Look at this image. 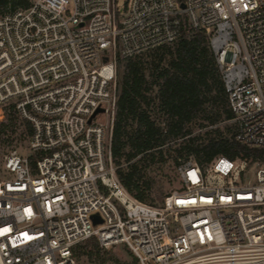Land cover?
Masks as SVG:
<instances>
[{
	"label": "built area",
	"instance_id": "obj_1",
	"mask_svg": "<svg viewBox=\"0 0 264 264\" xmlns=\"http://www.w3.org/2000/svg\"><path fill=\"white\" fill-rule=\"evenodd\" d=\"M27 1L0 15V125L10 106L33 125L0 179V264H79L91 241L138 264H264V163L191 159L152 205L112 152L119 60L191 31L209 37L235 140L264 150V0Z\"/></svg>",
	"mask_w": 264,
	"mask_h": 264
},
{
	"label": "trees",
	"instance_id": "obj_2",
	"mask_svg": "<svg viewBox=\"0 0 264 264\" xmlns=\"http://www.w3.org/2000/svg\"><path fill=\"white\" fill-rule=\"evenodd\" d=\"M27 4L0 0V15ZM117 90L113 158L122 184L142 202L158 205L155 193L163 197L145 173L155 165L172 161L178 170L193 159L205 169L219 157L264 163V150L235 140L236 125L222 127L235 115L209 37L202 32H185L173 45L119 60ZM32 134V123L10 106L0 125V143L13 145L15 135L30 141Z\"/></svg>",
	"mask_w": 264,
	"mask_h": 264
},
{
	"label": "rangeland",
	"instance_id": "obj_3",
	"mask_svg": "<svg viewBox=\"0 0 264 264\" xmlns=\"http://www.w3.org/2000/svg\"><path fill=\"white\" fill-rule=\"evenodd\" d=\"M128 1L129 0H119L121 5H125ZM150 52L151 51L146 52L143 55L149 54ZM222 127H235V124L230 121L223 123ZM21 130L22 129L19 130L18 134L21 133ZM14 138L18 139H15L13 145L0 143V179L8 177L9 175L5 169V164L7 158L13 152H17L19 155L23 156L30 154V141L27 139L20 140V136L17 135H15ZM168 148V146L165 147V149ZM168 157H171V155L168 154L167 158ZM169 160H171V158ZM145 173L147 178H151V181L154 183L156 189L163 193V197H161L160 193H158V195L155 193L154 195L155 203L158 205L161 204L167 195L181 187L178 170L172 161H169L163 165H155L153 168H148ZM78 254L79 264H138L134 257L128 255V252L125 250V248L119 247L106 251L101 248V246L96 241L84 243L78 250Z\"/></svg>",
	"mask_w": 264,
	"mask_h": 264
},
{
	"label": "water",
	"instance_id": "obj_4",
	"mask_svg": "<svg viewBox=\"0 0 264 264\" xmlns=\"http://www.w3.org/2000/svg\"><path fill=\"white\" fill-rule=\"evenodd\" d=\"M182 6L184 7V5H182ZM106 61H107V60H106ZM101 111H102V110H101V109H99V110L97 111V113H98V112H101ZM95 219H96V217H95ZM96 220H97V219H96Z\"/></svg>",
	"mask_w": 264,
	"mask_h": 264
}]
</instances>
